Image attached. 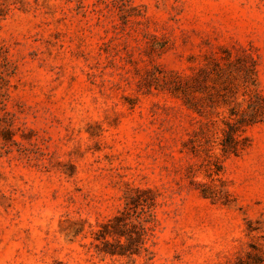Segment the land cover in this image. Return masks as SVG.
I'll return each mask as SVG.
<instances>
[{
    "label": "rangeland",
    "instance_id": "obj_1",
    "mask_svg": "<svg viewBox=\"0 0 264 264\" xmlns=\"http://www.w3.org/2000/svg\"><path fill=\"white\" fill-rule=\"evenodd\" d=\"M254 91L264 0H0V264H264Z\"/></svg>",
    "mask_w": 264,
    "mask_h": 264
},
{
    "label": "trees",
    "instance_id": "obj_2",
    "mask_svg": "<svg viewBox=\"0 0 264 264\" xmlns=\"http://www.w3.org/2000/svg\"><path fill=\"white\" fill-rule=\"evenodd\" d=\"M264 98L254 91L252 96H249L247 100L246 111L241 114L237 115L232 113L231 116L233 120L227 121L225 123L226 129L223 130L222 139L220 141L221 150L223 152H231L235 153L237 149V132L239 130V126L241 125H251L255 122V117L264 103Z\"/></svg>",
    "mask_w": 264,
    "mask_h": 264
}]
</instances>
